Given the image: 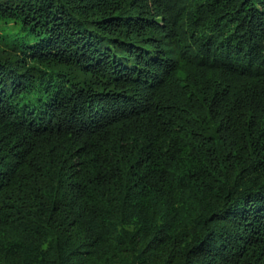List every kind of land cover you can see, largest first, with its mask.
Here are the masks:
<instances>
[{
	"label": "trees",
	"instance_id": "trees-1",
	"mask_svg": "<svg viewBox=\"0 0 264 264\" xmlns=\"http://www.w3.org/2000/svg\"><path fill=\"white\" fill-rule=\"evenodd\" d=\"M0 264H264V0H0Z\"/></svg>",
	"mask_w": 264,
	"mask_h": 264
}]
</instances>
